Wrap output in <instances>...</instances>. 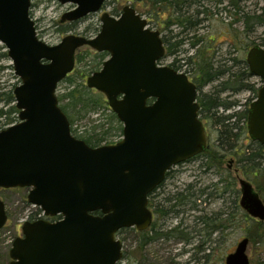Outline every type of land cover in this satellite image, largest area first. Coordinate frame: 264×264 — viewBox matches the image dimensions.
Listing matches in <instances>:
<instances>
[{
	"label": "water",
	"instance_id": "obj_1",
	"mask_svg": "<svg viewBox=\"0 0 264 264\" xmlns=\"http://www.w3.org/2000/svg\"><path fill=\"white\" fill-rule=\"evenodd\" d=\"M57 1L75 5L62 24L98 13L105 2ZM31 2L0 0V43L21 81L13 91L19 123L0 132V189L28 188L29 204L62 219L25 222L9 264H118V231L148 229L149 195L173 167L207 147L198 90L186 74L159 65L166 55L162 36L133 8L118 19L103 14L93 38L69 34L48 45L38 38ZM84 47L110 55L86 86L105 96L123 124L114 145L94 148L73 136L59 105L58 85L75 70ZM246 62L262 82L248 111V134L264 148V49L252 48ZM239 184L241 208L264 222L259 193L247 180ZM7 219L0 199V230ZM248 246L249 239L238 243L225 264H249Z\"/></svg>",
	"mask_w": 264,
	"mask_h": 264
},
{
	"label": "rangeland",
	"instance_id": "obj_2",
	"mask_svg": "<svg viewBox=\"0 0 264 264\" xmlns=\"http://www.w3.org/2000/svg\"><path fill=\"white\" fill-rule=\"evenodd\" d=\"M31 1L32 14H30V16L34 22L37 21V24L36 22L35 24L38 37L48 45H57L69 34L91 38L100 29V17L103 12L80 22L74 31L66 32L69 23L61 24L60 20L64 13L68 11V5H62L57 0ZM128 1L129 2L125 0H110L109 2L114 3L120 10L125 6L130 5V2H133V7L136 12L148 20L149 29L160 31L162 35L166 33V28L161 26L164 24L162 22L165 21V18L167 19V16L150 18V13L153 8L152 0H140L138 2L136 0ZM234 1L235 0H224L220 4L213 3V6L208 4L207 6L210 7L208 18L205 16H199L198 19H201V21L197 22V20H195L196 25H193V19L191 18L192 26H189L187 31L183 33L181 37L172 40V43L184 40V44L181 46L180 50L175 56L165 58L160 63L163 66H170L173 64L175 58H178L179 60L184 57V55L188 57L192 56L194 51L191 49V44L197 42L198 47L206 48L208 54L214 55V58H216L217 62L214 65L215 70L231 67V70L222 76L221 79L207 83L199 92V96L208 95L210 98H216L226 105H232L229 109H225L224 107L218 108L214 120L208 119L205 116L200 119L206 129L207 142L209 143L210 148L215 150L217 145L220 144L219 132L222 128L217 125L220 118L232 114L241 115L248 112L251 103L256 100V96L252 90H244L242 87L244 85H251L256 89H259L262 86V82L259 78L248 75L246 76V69L242 63L246 62L247 55L252 48L259 46L264 49V0H243L242 2H239L237 8L231 5ZM112 6L113 4L111 7L105 8V10L108 13H111L115 8ZM162 8L164 10V4L158 5L156 11H162ZM196 9H198V7L193 5L189 10V14L193 15ZM258 17L262 20L261 25H259ZM169 19L170 21H173V24L175 25L176 20H174L172 16H170ZM171 26L174 34L173 36L182 32L181 27L177 25L174 27L173 25ZM3 52H7V50L6 47L0 43V53ZM78 53L83 55V61L77 62L74 72L70 74V81L69 79H65L59 83L57 88L58 99L74 89H82V85L83 87H87V79L93 74V72H95L96 62L102 60L98 54L92 52L86 47L80 49ZM103 58L106 60V56ZM232 59H236V62L238 63L232 61ZM179 63L178 72L186 74L189 80L193 79L196 73L192 72V69L185 66L183 62L180 61ZM235 65L238 66L236 67ZM0 66L4 67V70L0 73V94L8 91L13 92V90L21 84V81L14 73L12 62L7 57V59H2L0 61ZM100 68L101 65L99 69ZM232 74H237L239 78H241V84L243 86L239 88L240 83L235 79L232 84L229 82V85L232 88L225 90L224 87L227 85V81ZM237 88H239V91L235 92L233 89ZM90 90L91 96L99 93L96 90ZM104 99L106 101L105 97ZM73 102H76V100ZM66 103L67 101H64L59 104L64 106ZM106 105L109 110L105 107V109L102 108L98 113H89L86 116H84V113L79 116L76 112H73L68 108L67 112L74 121L72 126L74 130L73 135L82 140L90 138L91 141H95L94 139L92 140V138L98 137L99 134V137L103 138L101 146L114 145L121 141L123 135L121 136L119 134V120L118 118L117 120H113V118L110 117L113 112L108 103ZM0 109H3L6 112V114L0 116V129L16 122L13 120L10 121L11 118H14V115L9 117V114L7 113L10 109L9 105L2 103ZM104 132L108 133L103 134ZM234 134L238 135V139L234 143L233 149L220 151L219 148L218 153L222 156V159L219 158V162L217 163L218 166H213L215 164L210 162L209 165L210 167L213 166V168H211L210 171H206L205 163L207 160L202 158L200 161L191 163L190 166L185 168V170H181L180 168L178 173L174 174L169 179L166 193H161V198L169 199L174 195L180 194V191L186 189L189 185H196V179L198 178L205 179L204 184H207V182L219 181L221 175H224V177L233 176L235 178L236 183L234 190L237 193L235 198L238 206L242 196L239 184L240 179L250 182L264 202L263 174L254 178V171L247 167H245L244 170L243 165L238 164L239 158L243 159L245 156L249 157L258 154L259 147L256 142L251 140L248 130L244 128L243 119L238 122V127L237 130H234ZM223 154H225V159ZM232 160H235L234 166L233 169L229 171L227 166ZM255 162L258 163L261 168H264V157L263 159H256ZM217 167H219L220 170ZM220 189H222L221 186L219 192L222 191ZM28 194L29 189L0 190V199L5 205L8 217L6 225L0 230V264L10 263V251L12 245L16 238L23 235V224L27 221H33L31 220L32 218H36L35 214L38 209L28 203ZM196 197L197 193L195 194L194 199L191 200V203H195V205L198 206L200 205L201 207H199L204 209V212L192 210V208L190 209L192 204L188 202V209L186 208V211L188 216L193 218L191 221L193 223L197 217H207L209 221H211L214 218L213 212H223L226 209L223 201L224 197L219 199L214 206L213 204L210 205L209 203H204L206 196L202 195L200 200L199 197ZM168 205L169 203L166 201L164 206L167 207ZM237 205L236 208L233 206L234 209L231 211L234 219V228L232 230L230 229L228 232L225 230L223 235L218 232L208 235L210 229L204 225L203 221H198L195 225L199 230L200 237L199 241H194L193 244H183L182 241H172L169 245H160V249L159 247L154 248L147 246L144 250V248L137 249V245L134 242L135 238L132 234L127 233L126 235H123L122 242L124 244V259H122L120 264H138L145 261L146 264H225L227 256L235 251L238 243L243 238L250 239L247 250L249 264H264V227L259 226L253 219L250 220L249 215L243 211L241 207L237 208ZM176 216L178 217V220L173 219V222L171 223L173 226H176L181 219L180 214ZM117 239H119V232L117 234ZM198 246L201 248H196Z\"/></svg>",
	"mask_w": 264,
	"mask_h": 264
},
{
	"label": "flooded vegetation",
	"instance_id": "obj_3",
	"mask_svg": "<svg viewBox=\"0 0 264 264\" xmlns=\"http://www.w3.org/2000/svg\"><path fill=\"white\" fill-rule=\"evenodd\" d=\"M109 1L110 0H105V2L103 3L101 11H99L98 13L89 14L88 16L83 18L82 20L74 22V23H69V24L70 25L76 24V23L79 24L80 22L85 21L88 18H90L91 16L99 14L101 12H103V14L107 13L110 16L118 19L122 16L123 10L126 7H131L135 10V8L133 7L134 6L133 2H130V5L125 6L122 10H120L119 7H116L114 3H110ZM125 1L129 2L128 0H125ZM136 1L138 2L140 0H136ZM152 1H153V4H152L153 8H152L151 13H150V15H151L150 18L151 17L155 18V17H162V16L166 17L167 16V19L166 18L164 19L165 21L162 22L164 24L161 26V27L166 28L165 29L166 33L164 35H162L161 32L159 31L161 36H162V39H163V36L171 38L174 35L171 25H173V27L175 25L173 24V21H170V19H169L170 16H172L174 18V20H176V21L178 19L180 20V19H182V18H180L181 16H186V17L188 16V14H189L188 9H190L189 7L196 5L198 7V9L195 10V13L193 15L190 14V18H192L193 20H197V22H198V21H201V19H198L199 16H203V17L205 16L206 18H208V13L210 12L209 11L210 7L207 6L208 4H211L213 6L214 5L213 3L220 4L224 0H152ZM242 1L243 0H239V2H242ZM205 3H206V5H205ZM112 4L115 8L111 11V13H108L105 10V8L111 7ZM162 4H164V10L162 8V11L158 10L159 12H157L156 11L157 6L162 5ZM68 6H69L68 11H72L75 9V5L68 4ZM31 9H32V4H31ZM31 9H30V12H31L30 14H32ZM137 14H139V13H137ZM102 15H101V17H102ZM101 17H100V21H101ZM176 21H175V24H176ZM35 22L37 24V21H35ZM147 22H148V20H147ZM151 23H152V21H151ZM148 27H149V22H148ZM187 29H188V27L187 28L182 27V32L185 33L187 31ZM100 30H101V25H100L99 31L94 36H92L91 38L95 37L100 32ZM86 48H89V47H86ZM165 49H166V47H165ZM90 50L92 52L98 54V55L106 54V58H105L106 60H108V58L110 57L109 53H107V52L98 53L92 49H90ZM78 52H77V54H78ZM76 57H77V55H76ZM163 59H165V58H163ZM106 60H104L102 62L101 68L103 66V63ZM170 67H171V65H170ZM101 68L98 71H100ZM190 80H192V79H190ZM198 96H199V91H198ZM198 103H199V101H198ZM199 105H200V103H199ZM200 109H201V105H200ZM199 115H200V112H199ZM200 119H201V115H200ZM119 123H120L121 130L123 133V124L120 121H119ZM210 149H211L210 145L207 142V147L203 153L187 160L184 163H181V164L173 167L169 172H167L165 180L162 182V184L159 185L149 195L148 208H149L151 215H152V222H151V225L149 226V228L144 230V231H140L137 228H123V229L119 230V241L122 242L123 235L130 233L135 238L134 242L137 245V249L144 248V250H145V248L147 246H151L154 248L159 247V249H160V245H162V244L169 245L172 241L173 242L182 241L183 244H193L194 241L195 242L199 241V237H200L199 236V230L197 229V227L195 225L198 221H203L204 225H206L207 228L210 229L208 231V235H211L212 233H217V232L223 235L224 234L223 232L225 230H227V232H228L230 229L232 230L234 228L233 227L234 219H233V215L231 214L232 213L231 211L234 209L233 206H235V208H236L237 200H236L235 196L237 193L234 190V186H235L236 181H235V178L233 176L232 177L231 176L224 177V175H221L219 181L207 182V184H204L205 179L198 178V179H196V185H189L188 187H186V189L180 191L181 192L180 194L174 195L173 197H171L169 199L168 198L167 199L161 198V195H162L161 193H166L167 183H168L169 179L174 174L178 173L180 168H181V170H185V168L190 166L191 163H193L195 161H200L203 158V156L208 155L210 153ZM224 156H225V154H223V157ZM225 158L226 157H224V159ZM218 162H219V160L215 161V165H213V166H216V165L218 166V164H217ZM234 162H235V160H232L229 162V164L227 166V169L229 171L233 169ZM213 166L211 168H213ZM211 168H208V166L206 165V171H210ZM217 168L220 170L219 167H217ZM219 170H218V172H219ZM220 186L222 187V189H220V190H222L221 192H219ZM196 193H197L196 198L199 197V200H200L201 196L204 195V196H206L204 203L205 204L209 203L210 205L213 204V206L217 201H219V199L224 197L223 201H224V204L226 206V209L223 212H220V211L213 212L214 218L211 221H209V219L207 217L206 218L197 217V218H195L194 223L191 222L193 218L188 216L186 208H187V203L188 202L191 203V200L194 199ZM166 201H167V203H169V205L167 207L164 206ZM191 204L192 205H191L190 209L192 208V210H198V211L204 212V209L200 208L201 207L200 205H199L200 206L199 207L198 205H195V203H191ZM239 207H241L240 201H239ZM179 214L181 216L179 223L176 224V226H173V224L171 225V223L173 222V219L178 220V217L176 215H179ZM50 220H55V219L51 218ZM191 224H194V225H191ZM261 226L264 227V222H261ZM244 239H249V238H243L242 240H244ZM249 243H250V239H249ZM122 246H124L123 242H122ZM199 246L196 248L200 249L201 247H199ZM157 251H159V250H157ZM234 252H232V253H234ZM122 253H123V250H122ZM232 253H230V254H232ZM186 254H187V251H186ZM122 259H124V253H123ZM122 259L119 261V264L122 261ZM138 264H146V261L138 263Z\"/></svg>",
	"mask_w": 264,
	"mask_h": 264
},
{
	"label": "trees",
	"instance_id": "obj_4",
	"mask_svg": "<svg viewBox=\"0 0 264 264\" xmlns=\"http://www.w3.org/2000/svg\"><path fill=\"white\" fill-rule=\"evenodd\" d=\"M150 1V0H147ZM153 4V2H152ZM232 6H234L235 8H237V6L239 5V0H235L234 3L231 4ZM192 8V7H189ZM190 10V9H188ZM189 12V11H188ZM180 18L182 19H178L176 21L177 26L179 27H183V28H187L189 26H192L191 24V18H190V14H188V16H181ZM259 21V25H261V18L258 17L257 18ZM78 24H69V27H67L66 32H70V31H74L76 29V26ZM193 25H196V21L193 20ZM183 34V32L179 33L178 35L172 36L170 37H164L163 36V42L165 44L166 47V55L164 58H168L171 56H175L177 54V52L180 50L181 46L184 44V40H180L177 41L176 43H172L173 39H177L179 37H181V35ZM197 47V49H196ZM191 49L194 51V53L192 54V56L188 57L185 56L182 57L181 59L178 60V58H175L173 64H171V67H173L176 71L179 70L178 64H180L179 62H183V64L185 66H187L188 68L192 69V72L196 73L195 77L191 80L193 83L196 84L198 91L200 92L202 87L205 86L207 83H210L214 80H219L222 78V76H224L226 73H228L231 70V67H228L227 69H219V70H215L214 69V65L217 62L216 58H214V55H209L208 51H206V48H200L198 47V43H192L191 44ZM187 52V51H186ZM83 55L82 54H77L76 57V64L77 62H82L83 61ZM102 60H100L99 62H96V69L95 72L97 70H99L100 65L102 64L103 60H104V56H106V54H102L99 55ZM8 55L7 52H3L0 53V61L2 59H7ZM232 61L236 62V59H232ZM238 63V62H236ZM244 65V68L246 69V76H252L248 67L247 62L242 63ZM236 67L238 65H235ZM4 70V67L0 66V73L1 71ZM94 73V72H93ZM69 79V81L71 80L70 75L66 78ZM238 80L240 83V86H243L241 84V78H239V76L237 74H232L230 76V78L227 81V85L224 87L225 90H228L229 88L231 89L232 87L229 85V82L232 84L233 80ZM237 82V81H236ZM239 88L237 89H233L235 92L239 91ZM242 88H244V90H252L257 98L258 96V91L259 89H256L254 86H247L244 85ZM214 97V95H213ZM74 100H76V102H73ZM64 101H67V103L62 106L61 104V109L63 110V112L67 115L71 127L74 124V121L72 120V118L69 116L67 110L68 108H70L73 112H76L79 116H81V114L84 113V116H86L89 113H98V111H100L102 108L105 109V107L109 110V108L107 107V103L103 97V95L101 93H98L96 95L91 96V90L88 89V87H83L82 85V89H74L72 90L70 93L63 95L61 97H59V103H62ZM198 101L201 105V111H200V115L201 118L202 117H206L208 119H212L214 120V118L216 117V110L220 107H224L225 109H229L232 105H226L222 102H220L218 99L216 98H210L208 95H201L198 96ZM2 103H5L6 105H9V111H7V113L9 114V117H11L12 115H14V118H11L10 121H18L17 116L19 114V111L17 110L16 106H15V98L13 95L12 91H8V92H4L2 94H0V105ZM106 105V106H105ZM214 110V111H213ZM249 111V110H248ZM6 114V112L3 109H0V116ZM110 117L113 118V120H117V116L113 113H111ZM244 120V128L247 130V122H248V112H245L241 115H229V116H225L223 118H220V121H218L217 125L220 126L222 129L220 130L219 134H220V141H219V145H217L216 150L211 148L210 149V153L208 155L203 156L204 159L207 160V162L205 163V165L208 166V168L210 167V162H213V164H215V161L222 159L221 155L218 153V150L220 148L221 150H229V149H233L234 147V143L237 141L238 139V135L234 134V130H237L238 127V122H240L241 120ZM15 122V123H16ZM233 122V123H231ZM14 123V122H13ZM12 123V124H13ZM118 130H119V134L122 136V130H121V126L120 123ZM97 129V128H96ZM72 132L74 133V130L72 128ZM108 132H104L103 134H107ZM100 135L98 134V137H93L92 140L94 139L95 141H91V139H83L89 146L91 147H100L102 145V141L103 138L99 137ZM258 147H259V153L258 154H254L252 156L249 157H244L239 158L238 164L239 165H243V168L245 170V167L250 168L252 171H254L255 173L253 174V177L256 178V176H260L263 174L264 176V168H261L260 165L258 163H256V159L258 158H262L264 157V148L262 145H260L258 142H256ZM239 155V154H238ZM260 189V188H259ZM237 205V203H236ZM237 208H239V206L237 205ZM39 214H41V211L38 210L37 213L35 214V216L37 217ZM96 214H100V213H96ZM37 218H32L31 220L35 221ZM250 220H252V218H249ZM255 223H257L259 226H261V222L257 221L255 219H253Z\"/></svg>",
	"mask_w": 264,
	"mask_h": 264
}]
</instances>
